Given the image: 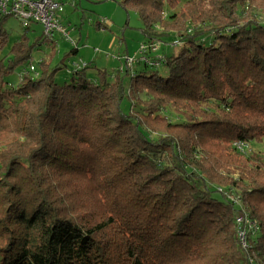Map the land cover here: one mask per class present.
I'll list each match as a JSON object with an SVG mask.
<instances>
[{
    "label": "trees",
    "instance_id": "trees-1",
    "mask_svg": "<svg viewBox=\"0 0 264 264\" xmlns=\"http://www.w3.org/2000/svg\"><path fill=\"white\" fill-rule=\"evenodd\" d=\"M120 4L138 15L146 42L171 38L161 29L173 24L182 46L158 67L137 68L127 87L96 68L92 80L90 64L60 84L57 74L78 49L51 68L57 44L44 34L33 42L21 35L4 56L10 16L0 13V173L14 194L6 190L0 213V230L10 234L0 264H119L120 253L99 239L117 225L128 264H264V0ZM45 44L51 60L31 78L33 52ZM18 70L24 82L15 85L9 79ZM156 116L169 121L158 135ZM238 143L255 149L244 154ZM75 175L115 198L125 190L127 214L115 204L99 219L85 213L89 186L69 190ZM75 189L76 213L68 209ZM241 215L257 227L248 230V251Z\"/></svg>",
    "mask_w": 264,
    "mask_h": 264
},
{
    "label": "rangeland",
    "instance_id": "rangeland-1",
    "mask_svg": "<svg viewBox=\"0 0 264 264\" xmlns=\"http://www.w3.org/2000/svg\"><path fill=\"white\" fill-rule=\"evenodd\" d=\"M78 2L77 6H74V2L70 0H64L60 2L64 5V11L62 14V23L69 29V31L73 34L71 37L73 40L78 42L79 53L77 55H71L67 58L65 61L64 66H62V70L57 74L56 79L57 82L60 84H64L70 79V73L74 70L75 64H78L80 62L90 63V70L88 71L89 78L92 80L96 79L95 69L106 71L112 79H114L116 76H118L125 86L127 87L131 82V75L132 73L137 69L141 68L142 65L136 64L133 68L129 67L128 64H126L125 59L127 57H133L135 53L139 50L142 43H145L147 38L145 37L143 31H142V23L138 17V15L133 12H127L120 4L121 0H76ZM81 2V3H79ZM173 13L172 10H167L165 13V17H169ZM103 21H106V25L103 27H106L107 29H104L103 27L98 28V23H101ZM167 20V19H166ZM166 28L163 30L161 29L162 33H171V38H166L165 41H161L162 39H157L158 42H162V46L160 48V51L157 53V55H177L182 46L178 45V42H174V37L176 36L174 32V29L176 27L173 26V24H169L170 27H167L168 25L164 24ZM31 32L29 34V38L33 42L34 39L40 37L43 34V27L41 25L33 24L31 25ZM5 29L9 33V44L7 48L4 51V56L7 55L10 52V49L14 45V43L20 38L22 35L23 27L21 26V23L17 16H10V18L7 19V22L5 24ZM26 36V35H25ZM62 37L59 38V46H57V57L52 61L51 68H55L64 58H66L71 50L73 49V45L70 44V42L64 41ZM152 42H156L155 39ZM76 48V47H75ZM156 54V53H155ZM51 48H49L48 44L45 45H38L33 52L32 65L36 67L37 72L28 74L31 78L39 79L42 75L43 68L40 64L41 61H47L50 62L51 60ZM30 67V63L28 66V70ZM160 73L162 75H165L166 71L164 68H160ZM19 70L16 71L11 77L10 81L16 83H23V76H19ZM25 73V71H24ZM38 74V75H37ZM23 75V74H22ZM135 95H138L137 98L145 99L144 92L141 88H136ZM141 94V95H140ZM128 105L127 102L124 103V105ZM138 110V108H136ZM169 120L173 121V118L170 116L168 117ZM156 122H154L153 128L154 134L158 135L160 134L159 130H164L165 127H167V124H169L167 118H161L156 116L155 117ZM155 121V120H154ZM157 122L160 124L157 125ZM11 126H7L5 130L9 129ZM165 133V132H164ZM171 133V132H170ZM173 135V133L171 134ZM174 135L176 136V132H174ZM183 134H180L179 137H182ZM178 136L175 137V141H177ZM6 139V137H2L0 135V142H3ZM254 146V145H253ZM211 149V148H210ZM251 148L249 145L247 146V149L242 151L244 154H248L250 152ZM263 149V148H261ZM12 149L8 148L5 152L10 153ZM218 151V150H214ZM220 151V150H219ZM218 151V154L220 152ZM246 152V153H245ZM13 153V150L11 154ZM10 157V156H9ZM226 163H231V158H227ZM236 161V160H235ZM8 161H4L6 163ZM212 161L209 162V164ZM208 164V165H209ZM234 169L237 170V166H234ZM233 169V171H234ZM5 171V170H3ZM228 173V170H222L221 174L225 175ZM3 173H0V213L3 211V207L6 206V190L7 193L10 196H14V194L10 191L9 187H7L6 183L3 181ZM228 176V175H227ZM222 177V176H221ZM224 177V176H223ZM225 180V179H223ZM67 185L68 189L70 190L75 185L80 187L89 186V188H83L87 190V193H84L85 196L90 200V203L86 204L83 211L85 213H89L92 218L99 219L101 216H104V214H108L110 211L112 212L114 204L120 208L123 209L124 213L122 214L125 216L127 214V210L129 209L125 204L130 203L129 198L125 197L123 195L125 190H122L119 193V196L115 198L114 192H108L107 194H102L101 192H98L95 187H93V184L88 182L87 180L81 178L79 175H75L73 177L67 178ZM7 182V181H6ZM106 184V183H105ZM107 185V184H106ZM113 185V183H112ZM115 184L114 186H116ZM119 186V185H118ZM92 188L96 189L95 196L92 195ZM222 189V188H221ZM98 194L100 195V198L98 197ZM228 195V193H226ZM70 196L74 197L71 201V209L68 208L70 212H74L73 210H79L80 208V202H79V190L75 189L72 191V194ZM229 196V195H228ZM232 196V195H230ZM234 197V196H232ZM235 198V197H234ZM116 199V200H114ZM235 199H239V197H236ZM241 201V200H240ZM82 211V212H83ZM76 213V212H74ZM80 212H78L76 215H79ZM82 215V214H81ZM6 218V213H3L0 215V221ZM5 232V231H4ZM8 233H3L0 230V250H5L6 245L5 243L8 242ZM101 241L104 242V246H107L111 248L110 252L115 255V253L121 255L119 258V264H128L129 259L126 255L125 251V244H126V238L123 234V230L121 228V225L113 226L109 228L102 236L99 237ZM223 239V238H222ZM218 243V242H217ZM242 247L244 250L248 251L251 249L249 245H243ZM114 252H113V251ZM213 252H211V255H216L218 253V247L212 248ZM118 256V255H117ZM215 259L209 258L206 261V264H214ZM174 264V263H173ZM176 264V263H175ZM178 264H186V262H180Z\"/></svg>",
    "mask_w": 264,
    "mask_h": 264
},
{
    "label": "built area",
    "instance_id": "built-area-1",
    "mask_svg": "<svg viewBox=\"0 0 264 264\" xmlns=\"http://www.w3.org/2000/svg\"><path fill=\"white\" fill-rule=\"evenodd\" d=\"M63 11L64 5L60 0H0V13L7 16H17L23 27L22 35L29 36L31 25L37 24L43 27V34L49 41L56 42L59 37H62L77 48L78 43L71 38V32L62 23L61 17ZM101 24L106 25V21L102 20ZM162 45L158 41L142 43L137 53L133 57H127L125 62L131 68L136 64L146 65L149 68L158 67L164 60L162 55H157ZM86 67H88V63L80 62L75 64L74 71L82 70ZM29 71L31 73L37 72L32 62H30ZM236 146L242 151L247 149V146L242 143H238ZM237 222L240 226L242 244L246 245L248 230H256L257 227L253 222L245 218L244 215L239 216ZM244 224H247L248 227L241 228Z\"/></svg>",
    "mask_w": 264,
    "mask_h": 264
},
{
    "label": "crops",
    "instance_id": "crops-1",
    "mask_svg": "<svg viewBox=\"0 0 264 264\" xmlns=\"http://www.w3.org/2000/svg\"><path fill=\"white\" fill-rule=\"evenodd\" d=\"M62 1H64V0H61V2ZM71 2L73 1H75L74 2V6H77V4H78V2L76 1V0H70ZM62 3H64V2H62ZM79 3H81V2H79ZM61 20H62V17H61ZM75 33V32H74ZM73 32L70 34V36L72 37L73 36V34H74ZM60 38V37H59ZM59 38H58V40L56 41V42H54V43H56L57 44V46H59ZM62 39V38H61ZM64 40V39H63ZM65 41V40H64ZM67 42V41H66ZM78 43V42H77ZM50 48V47H49ZM73 48H75V47H73ZM78 49V53H79V48H77ZM90 64V63H89Z\"/></svg>",
    "mask_w": 264,
    "mask_h": 264
}]
</instances>
